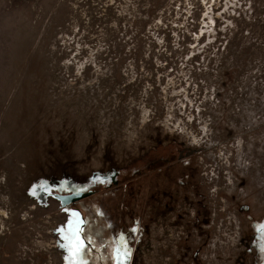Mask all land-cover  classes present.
I'll return each mask as SVG.
<instances>
[{"label":"rangeland","instance_id":"374dc122","mask_svg":"<svg viewBox=\"0 0 264 264\" xmlns=\"http://www.w3.org/2000/svg\"><path fill=\"white\" fill-rule=\"evenodd\" d=\"M173 147L194 183L166 209L118 189L134 264H264V0H0V264H67L38 186Z\"/></svg>","mask_w":264,"mask_h":264},{"label":"flooded vegetation","instance_id":"af4514ba","mask_svg":"<svg viewBox=\"0 0 264 264\" xmlns=\"http://www.w3.org/2000/svg\"><path fill=\"white\" fill-rule=\"evenodd\" d=\"M194 155V152L173 147L166 154L147 157L142 165L134 166L130 171L96 174L89 181L80 184H55L50 189L51 195L46 196L55 199L60 206L63 202L54 196L64 198L65 205L62 207L69 210L65 211L68 219L70 211L78 212L84 219V236L95 241L87 246L84 253L88 264H114L112 250L121 245V236L126 237L131 249L128 264H134L135 242L134 238L133 243L131 242L128 233L133 224L141 223V219L140 214L133 212L135 207L131 199L135 193L140 197L144 193L142 184L138 185V190L132 191V195L127 193L131 189L128 184L126 192L118 189L122 183H134L137 179L139 181L145 179L146 199L142 205H145V209L153 205L166 209L169 204L167 201L173 193H182L185 189L193 188L195 170L191 159ZM129 217L131 221L128 220Z\"/></svg>","mask_w":264,"mask_h":264},{"label":"snow or ice","instance_id":"6c2138e0","mask_svg":"<svg viewBox=\"0 0 264 264\" xmlns=\"http://www.w3.org/2000/svg\"><path fill=\"white\" fill-rule=\"evenodd\" d=\"M44 191H49L46 185H40ZM33 195L37 194L36 188L33 189ZM65 211H69L65 209ZM261 230H264V225H260ZM64 244L63 248L66 250L67 255L64 257L67 264H88L84 258V253L88 245L95 243L91 237H85V221L76 211H70V218L66 225L57 229ZM133 231H138L134 229ZM121 245L114 247L112 250V259L114 264H128L131 257L130 246L126 242V237L121 236ZM264 250V249H262Z\"/></svg>","mask_w":264,"mask_h":264},{"label":"water","instance_id":"95a60500","mask_svg":"<svg viewBox=\"0 0 264 264\" xmlns=\"http://www.w3.org/2000/svg\"><path fill=\"white\" fill-rule=\"evenodd\" d=\"M44 194L45 195H51V193H50V190L49 191H44ZM56 199H59L60 201H62L63 202V204H62V206H64L65 205V203H64V198H61V197H59V196H54Z\"/></svg>","mask_w":264,"mask_h":264}]
</instances>
